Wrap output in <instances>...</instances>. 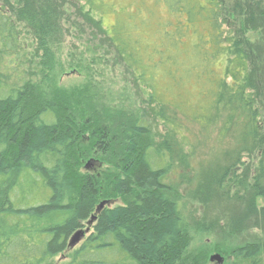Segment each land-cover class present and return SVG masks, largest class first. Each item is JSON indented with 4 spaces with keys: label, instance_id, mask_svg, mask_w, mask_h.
<instances>
[{
    "label": "trees",
    "instance_id": "trees-1",
    "mask_svg": "<svg viewBox=\"0 0 264 264\" xmlns=\"http://www.w3.org/2000/svg\"><path fill=\"white\" fill-rule=\"evenodd\" d=\"M62 1L0 0V264H202L188 255L191 223L169 179L176 166L193 168L213 134L208 155L225 160L212 159L201 177L224 194L234 182L235 236L264 231L260 93L224 1L74 0L131 70L161 124L158 139L146 113L103 97L107 62L97 45L59 60ZM235 6L254 23L258 4ZM109 14L116 19L107 27ZM23 32L33 42L28 54ZM67 69L85 82L60 87ZM91 158L97 171L85 168ZM104 200L121 202L98 210ZM87 225L92 231L70 248ZM233 256L230 264H264V240L244 241Z\"/></svg>",
    "mask_w": 264,
    "mask_h": 264
},
{
    "label": "rangeland",
    "instance_id": "rangeland-1",
    "mask_svg": "<svg viewBox=\"0 0 264 264\" xmlns=\"http://www.w3.org/2000/svg\"><path fill=\"white\" fill-rule=\"evenodd\" d=\"M223 1L226 25L232 28L236 34H238L237 31H242L244 34V40L250 56L252 74L257 85V90L260 93L258 100L262 111V125L264 129V0ZM239 2L243 3V9L252 2L260 6L261 12L260 10H255V21L251 25L244 22L245 14L238 15L242 13L241 8L235 9V5ZM62 9L64 11L63 28L65 39L58 49L59 60L65 63L66 60L69 61L76 59V57H81L84 44L91 43L97 45L100 48L99 50H101L100 54L103 55L102 57L107 62L101 69L103 76L100 77V82L104 86V90L101 87V93L105 92L103 97H116L114 102L123 105L134 116L146 113L145 117L148 118L155 138L158 139L159 130L161 131L162 129L161 124L150 116V110L146 109V105L142 101V96L137 84L134 82L135 79L131 70L119 58L111 42L103 35L94 36V29L79 14L74 0L62 1ZM115 19V15L113 14L106 16L104 21L105 26L109 27L113 25ZM246 26L249 27L246 28ZM24 34L26 37L24 48L25 53L28 54L33 50V42L30 35ZM69 53L73 55L69 56ZM28 58L32 60L30 54ZM26 64L28 65L29 62H26ZM85 77L79 71L67 69L62 75H57V83L60 87L72 89L82 85L86 80ZM214 138L215 135L213 134L212 139L208 141V145L201 147L196 160L191 163L193 166V168L191 167L192 170L190 169L191 171L186 170L189 168L176 166L173 168L169 180L178 187L177 189L182 199L183 213L191 223V241L188 248L189 257L197 256L202 264H230L234 259L233 250L237 245L256 238L264 240V231L254 229L249 233L245 232L239 236H235V200L232 199V196L235 195L234 182L225 185L224 190L228 189L229 194H224L223 189H219L216 185L213 186L212 184L214 183H210L206 177L205 179L201 177L209 169L210 164L215 161L212 159L219 158L225 160L222 155L216 157L208 155ZM226 146L227 144L223 145V151L227 149ZM91 162H93V165L90 169L97 171L100 161L96 158L89 159L85 164V168ZM103 202L106 201L104 200ZM107 202V205H115L121 201L110 200V202ZM199 221L201 223H198ZM200 224L202 229L198 230ZM215 254L221 255L223 258L222 263L210 260L211 256ZM63 260V258L57 257L53 263L61 264Z\"/></svg>",
    "mask_w": 264,
    "mask_h": 264
},
{
    "label": "water",
    "instance_id": "water-1",
    "mask_svg": "<svg viewBox=\"0 0 264 264\" xmlns=\"http://www.w3.org/2000/svg\"><path fill=\"white\" fill-rule=\"evenodd\" d=\"M93 165V162H91L90 164L88 163L86 165V168H90ZM108 202H102L99 207L98 210L102 209L104 207V205H106ZM96 219V216H93L91 221H94ZM91 231L90 226L87 228H81L78 231H76L70 241H69V247L70 248H75L85 237L86 235ZM211 261H218L219 263L223 262V258L221 257L220 254H215L213 256H211L210 258Z\"/></svg>",
    "mask_w": 264,
    "mask_h": 264
}]
</instances>
